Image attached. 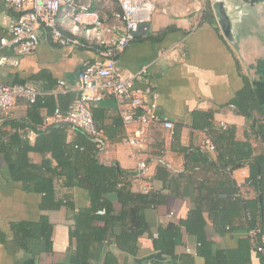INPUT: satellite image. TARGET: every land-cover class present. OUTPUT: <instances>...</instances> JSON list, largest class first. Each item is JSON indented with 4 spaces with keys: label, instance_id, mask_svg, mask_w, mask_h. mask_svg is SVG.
Returning a JSON list of instances; mask_svg holds the SVG:
<instances>
[{
    "label": "crops",
    "instance_id": "crops-1",
    "mask_svg": "<svg viewBox=\"0 0 264 264\" xmlns=\"http://www.w3.org/2000/svg\"><path fill=\"white\" fill-rule=\"evenodd\" d=\"M108 1L91 0L93 7L103 13V4ZM220 1H207L199 21L193 8L188 10L186 0H146L147 5L153 7L151 21L146 24V30L142 26L138 32L139 39L120 54L119 69L124 73H133L148 66L144 80L137 81L136 85L141 89L151 88L152 92L145 93L144 99L149 102L156 99L159 114L171 119L175 127L169 130L161 124H152L146 130V145L138 148L124 141L128 132L137 129L138 124L124 126L113 96H106L97 104L94 116L107 141L105 149L98 153L100 161L134 171V191H160L165 198L156 207L147 210L151 230L139 238L135 254L121 251L105 241L98 246L89 264H140L137 258L161 252L153 245V236H157L158 227L185 218L200 197L206 210L210 203L208 196L219 198L220 192L212 189L222 183L229 186L230 179L239 187L238 193L233 196L250 199L256 196L255 189L246 185L250 174L247 166L229 173L213 167L186 169L187 150L200 147L212 158L216 159L217 156L216 151L207 150L206 139L210 138L213 142L207 131L192 126V113L197 110L212 111V123L216 128L235 126L237 140L249 139L255 153L264 151L263 143L251 134L248 119L238 114L231 103L244 84L242 75L254 80L260 100L264 103V74L256 73V65L264 62V1L253 4L250 0H224L230 4L236 3L230 10H226ZM115 10L112 16H105L106 22L109 25H122L121 8ZM17 15L14 9L0 2V40L9 38L8 25ZM164 29L169 31L161 39L149 38L159 35ZM118 31L115 29V32ZM39 33L40 42L36 51L20 56L18 66L6 67L0 82L6 85L27 84L40 93L52 92L57 100L61 95L58 106L63 110L77 97L78 73L96 57V50L58 46L45 29ZM0 52L15 54L10 47L1 43ZM42 71L43 78L34 77ZM61 81L65 83L63 88ZM53 83L55 85L51 87ZM30 104L27 100L19 99L8 113H0V129L11 131V126L4 124L5 121L26 118ZM41 114L46 125L53 123L51 117L54 112L49 113L47 108H43ZM26 133L31 142L36 140L35 131L28 129ZM68 139H72V133ZM30 157L34 162L41 159L37 152H31ZM141 163L147 165L145 170L140 169ZM4 164V157L0 154V168ZM160 168H166L165 179L162 173L158 175ZM64 193H71L78 206L87 203L78 189L58 186V194L61 196ZM111 198L114 203L117 202L114 195ZM39 202V195L25 193L19 183L0 182V229L5 238L0 240V264H79L76 240L71 235L74 225L71 214L65 207L41 211ZM41 214H46L53 225L52 250L41 249L39 241H32L28 249L20 247L10 230L11 222L38 221ZM205 216L207 236L213 241L214 250L235 243L240 233L222 235L215 229L207 211ZM95 224L102 226L104 222L97 220ZM110 239L113 240V236ZM196 247L195 239L183 227L176 241V253H192L197 263H203L204 259L196 254ZM155 260L157 258L141 264H170V257L163 253L158 263ZM253 263L259 264L257 256H254Z\"/></svg>",
    "mask_w": 264,
    "mask_h": 264
},
{
    "label": "trees",
    "instance_id": "trees-1",
    "mask_svg": "<svg viewBox=\"0 0 264 264\" xmlns=\"http://www.w3.org/2000/svg\"><path fill=\"white\" fill-rule=\"evenodd\" d=\"M168 31L164 29L159 35L149 38L161 39ZM256 73L264 74L263 61L256 65ZM43 76L42 71L34 77L39 79ZM242 79L244 84L231 103L235 105L238 114L248 119L249 130L254 138L264 145V103L260 100L254 80L245 75H242ZM61 99L60 95L57 100L52 92L41 93L30 104L26 118L5 121L4 124L10 125L12 130L7 132L0 129V154L5 161L0 168V182L19 183L25 193L39 195L41 211L67 208L74 220L71 235L76 240L79 264H89L98 246L105 241L121 251L135 254L139 238L151 230L147 210L161 203L165 195L154 190L134 191L132 180L135 172L100 161L96 143L83 130H71L66 123L46 125L42 109L47 108L49 113H53L56 108H60L58 105ZM71 103L63 110L66 111ZM96 106L92 107L93 115L97 111ZM212 118V111H194L192 126L206 130L213 139L216 159L206 150L195 147L185 151L186 169L213 167L229 173L247 166L250 174L246 185L255 189L256 196L251 199L233 196L239 190L237 183L233 179H230L229 186L222 183V186L212 189L220 192L219 198L208 196L210 203L206 210L203 198L200 197L185 218L160 225L157 236H153L154 248L170 257V264H254V256L259 258V264H264V252L258 250L259 246L264 248V151L255 153L249 139H236L235 126L216 128ZM96 123L100 128L97 120ZM28 129L37 133L34 142L30 141L26 133ZM70 133L72 139H68ZM175 134H178L177 130ZM31 152L39 153L40 161H32ZM165 170H158V175L162 173L164 179L167 176ZM58 186L80 190L87 203L78 206L71 193L60 196ZM113 195L116 203L111 198ZM101 209H105V213L100 214ZM206 211L215 229L222 235L240 233L235 243L214 250V243L207 236ZM97 220L103 221L104 225H96ZM183 227L195 239L196 254L204 259L203 263H197L192 253H176V241ZM10 230L15 243L20 247L28 249L32 241H39L41 249L53 248V225L46 214H41L38 221L11 222ZM252 230L258 231L252 234ZM112 236L113 240L110 239ZM0 240H5L1 229Z\"/></svg>",
    "mask_w": 264,
    "mask_h": 264
},
{
    "label": "built area",
    "instance_id": "built-area-1",
    "mask_svg": "<svg viewBox=\"0 0 264 264\" xmlns=\"http://www.w3.org/2000/svg\"><path fill=\"white\" fill-rule=\"evenodd\" d=\"M114 1L121 8L122 25L107 24L103 11L94 8L91 0H0L18 13L8 25L9 38L0 40L2 46H14L15 53L0 52V77L6 67L18 66L20 56L36 51L41 29H45L58 46L96 48V57L78 73L77 97L66 111L56 108L51 119L53 123L68 124L71 130H83L91 136L99 151L105 149L107 141L104 132L97 126L92 107L106 96L116 99L124 126L138 124V128L129 131L124 139L131 146L143 148L146 145V130L152 124H161L169 130L175 127L171 119L159 114L156 99L152 102L144 99L145 93L152 92L151 88L141 89L136 85L137 81L144 80L148 66L133 73H124L119 69L120 54L136 40L142 26L147 29L153 7H149L146 0ZM207 1L186 0L188 10L193 8L199 21ZM115 29L119 31L115 32ZM114 32L116 34L112 36ZM64 84L60 82L61 88ZM40 94L27 84L6 85L0 82V113H8L19 99L33 103ZM154 95L157 96L156 93ZM205 144L207 150L215 151V144L210 138ZM146 168L145 163L140 164V169ZM99 213H105V209L99 210ZM257 231L252 230L251 233L256 234ZM258 250L264 252L261 246Z\"/></svg>",
    "mask_w": 264,
    "mask_h": 264
},
{
    "label": "rangeland",
    "instance_id": "rangeland-1",
    "mask_svg": "<svg viewBox=\"0 0 264 264\" xmlns=\"http://www.w3.org/2000/svg\"><path fill=\"white\" fill-rule=\"evenodd\" d=\"M234 4H236V3L234 2L233 4H230L228 2H224L222 5L226 10H227V8H228V10H230V7H233ZM103 5H104V9H105L104 13H103L104 16H109L110 14L112 16V11H114V9L118 10V8H120L118 3L114 0H109L107 3H104ZM100 6H98V7H100ZM101 9H103V8H101ZM107 11H109L110 13H108Z\"/></svg>",
    "mask_w": 264,
    "mask_h": 264
},
{
    "label": "water",
    "instance_id": "water-1",
    "mask_svg": "<svg viewBox=\"0 0 264 264\" xmlns=\"http://www.w3.org/2000/svg\"><path fill=\"white\" fill-rule=\"evenodd\" d=\"M250 1L253 4H255L256 2H260V1H264V0H250ZM220 2H221V4H223L224 0H221ZM10 49L12 51H14V46H11ZM154 258H157V260H155V262L158 263L159 260L162 259V252H157V253H154V254H150V255H148V256H146L144 258H141V259L137 258L136 261H138L141 264L142 262H145V261L150 260V259H153V261H154Z\"/></svg>",
    "mask_w": 264,
    "mask_h": 264
}]
</instances>
